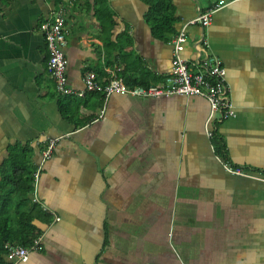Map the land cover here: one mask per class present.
Masks as SVG:
<instances>
[{"label": "crops", "instance_id": "0c3cea01", "mask_svg": "<svg viewBox=\"0 0 264 264\" xmlns=\"http://www.w3.org/2000/svg\"><path fill=\"white\" fill-rule=\"evenodd\" d=\"M172 3L173 30L158 37L145 0H0V166L18 143L37 168L57 139L35 188L52 215L36 221L44 248L16 264H264V0ZM61 4L78 91L87 70L163 82L173 35L218 6L208 26H189L183 56L194 61L205 38L203 54L221 57L236 108L218 126L221 156L260 177L224 168L202 96L58 94L42 25Z\"/></svg>", "mask_w": 264, "mask_h": 264}, {"label": "built area", "instance_id": "2783aa9c", "mask_svg": "<svg viewBox=\"0 0 264 264\" xmlns=\"http://www.w3.org/2000/svg\"><path fill=\"white\" fill-rule=\"evenodd\" d=\"M217 7L200 12L195 18L185 22L179 31L173 35L171 39L173 44L172 68L165 76L163 82L130 86L123 77L113 73L114 76L110 81L101 83L95 71L87 70L83 78L86 89L78 91L70 84L68 78V57L66 54L68 41L65 28L66 6L61 4L55 11L53 18L42 25L49 52L48 71L54 79L57 93L83 96L85 91L88 90L101 91L107 97L114 92H123L141 98H160L175 95L202 96L210 104V112L205 123V132L213 141L212 149L224 168L232 174L252 178L260 177L254 170L225 160L216 152L214 138L216 137L219 124L236 114V108L231 99L230 86L227 81V69L221 57L211 52L203 54L202 46H204L203 49H209L205 38L197 46L198 53L194 61L191 62L183 56L189 37V26L194 24H200L203 28L208 26L212 22L213 13ZM56 143V138L50 139L43 150V159L34 173V188H36L41 176L44 162L53 155ZM35 192L36 189H34L33 193L34 200L42 204L39 198L35 196ZM43 248L42 235L36 237L30 246L10 243L7 245V258L11 261V264L27 261L32 251H42Z\"/></svg>", "mask_w": 264, "mask_h": 264}, {"label": "trees", "instance_id": "16d2710c", "mask_svg": "<svg viewBox=\"0 0 264 264\" xmlns=\"http://www.w3.org/2000/svg\"><path fill=\"white\" fill-rule=\"evenodd\" d=\"M145 1L150 5L147 19L155 35L162 37L171 32L175 20L172 0ZM214 144L216 152L223 156L226 153L224 140L216 136ZM8 150L9 154L0 166V264H11L7 258L8 244L30 246L42 234L36 221L49 223L52 220V215L34 200L36 167L29 146L17 143Z\"/></svg>", "mask_w": 264, "mask_h": 264}]
</instances>
